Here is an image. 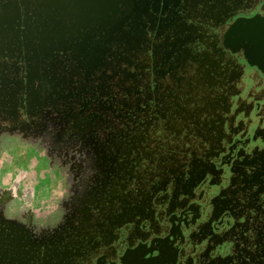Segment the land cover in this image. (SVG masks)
<instances>
[{
	"label": "flooded vegetation",
	"instance_id": "af4514ba",
	"mask_svg": "<svg viewBox=\"0 0 264 264\" xmlns=\"http://www.w3.org/2000/svg\"><path fill=\"white\" fill-rule=\"evenodd\" d=\"M125 1L113 39L78 29L96 43L87 57L66 45L25 56L21 25L0 39V123L68 108V131L119 138L129 173L63 236L31 238L2 217L0 264H264V72L224 39L234 21L264 18V0Z\"/></svg>",
	"mask_w": 264,
	"mask_h": 264
},
{
	"label": "rangeland",
	"instance_id": "374dc122",
	"mask_svg": "<svg viewBox=\"0 0 264 264\" xmlns=\"http://www.w3.org/2000/svg\"><path fill=\"white\" fill-rule=\"evenodd\" d=\"M65 45L68 48V43ZM76 75H80L73 79L76 83L85 82L83 75ZM29 77L26 85L34 82ZM26 98L31 96L26 94ZM43 105L35 118L14 116L0 123V221L7 218L15 230L45 241L47 234L52 233L49 238L63 236L82 220L85 208L92 210L107 198L114 199L117 186L129 173L126 163L118 160L117 136L94 127L88 132L84 128L68 131L62 113H70L69 109ZM139 138L141 148L150 145L147 137ZM166 140L152 145L158 150L169 144ZM144 163L140 165L143 168ZM144 174L141 171L140 175Z\"/></svg>",
	"mask_w": 264,
	"mask_h": 264
},
{
	"label": "water",
	"instance_id": "95a60500",
	"mask_svg": "<svg viewBox=\"0 0 264 264\" xmlns=\"http://www.w3.org/2000/svg\"><path fill=\"white\" fill-rule=\"evenodd\" d=\"M125 0H13L0 5V39L10 36L16 40L13 27H22L20 36L24 54L30 58L38 55L42 61L66 43L79 54L88 56L95 44L78 29L90 23L103 25L105 43L118 30L123 17L130 15ZM120 5V6H119ZM129 6V5H128ZM122 8V9H121ZM20 10L24 18L19 19ZM27 15V17H25ZM118 21H114L115 17ZM100 23V24H99ZM225 46L241 49L249 65L264 72V18L236 20L224 35ZM93 47V48H91ZM29 58V59H30ZM97 59V56L94 57ZM29 69L27 76L34 79ZM32 77V78H31ZM31 92H34L33 90ZM28 96V94H27Z\"/></svg>",
	"mask_w": 264,
	"mask_h": 264
},
{
	"label": "bare ground",
	"instance_id": "6f19581e",
	"mask_svg": "<svg viewBox=\"0 0 264 264\" xmlns=\"http://www.w3.org/2000/svg\"><path fill=\"white\" fill-rule=\"evenodd\" d=\"M115 31H116V30H115ZM111 39H113V38H110L109 40H111ZM224 204H225V203H224ZM222 208H223V207H222ZM145 216H146V215H145ZM163 250H164V249H163ZM143 251H144V249H143ZM167 251H170V250H167ZM143 253H144V252H143ZM138 254H139V253H138ZM168 254H170V253L168 252ZM165 255H166V254H165ZM135 256H136V255H135ZM167 256H168V255H167ZM169 256H170V255H169ZM170 257H171V256H170ZM164 258H165V256H164ZM166 258H167V257H166ZM166 258H165V259H166ZM168 258H169V257H168ZM167 260H168V259H167ZM172 260H173V259H172ZM172 260H171V261H172ZM140 261H141V260H140ZM147 261L149 262V260H147ZM147 261L145 262L146 264H147ZM158 261L160 262V259L156 260V262H158ZM161 261H162V259H161ZM138 262H139V261H138ZM143 262H144V261H143ZM156 262H155V263H156ZM169 262H170V261H169ZM160 263H161V262H160ZM140 264H141V262H140ZM149 264H150V262H149ZM153 264H154V263H153Z\"/></svg>",
	"mask_w": 264,
	"mask_h": 264
}]
</instances>
